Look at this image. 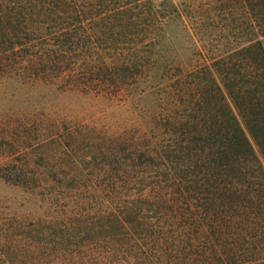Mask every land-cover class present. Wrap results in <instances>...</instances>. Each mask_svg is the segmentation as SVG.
I'll return each mask as SVG.
<instances>
[{
  "label": "trees",
  "instance_id": "1",
  "mask_svg": "<svg viewBox=\"0 0 264 264\" xmlns=\"http://www.w3.org/2000/svg\"><path fill=\"white\" fill-rule=\"evenodd\" d=\"M246 7L247 44L200 62L163 48L171 17L200 24L191 0H0V178L40 203L0 264L264 257V0Z\"/></svg>",
  "mask_w": 264,
  "mask_h": 264
},
{
  "label": "rangeland",
  "instance_id": "2",
  "mask_svg": "<svg viewBox=\"0 0 264 264\" xmlns=\"http://www.w3.org/2000/svg\"><path fill=\"white\" fill-rule=\"evenodd\" d=\"M182 1L184 0H170L176 4ZM191 1L196 6V16L200 18L198 19L200 24L194 26V21L187 17L186 28H183L176 16L171 17L165 27L163 48H171L176 57L180 56L186 61L198 59L202 62L224 53L232 54L238 47L247 44L246 0H225L227 10L221 14L218 12V6L215 8L219 0ZM209 4L210 13L214 18L213 27L208 26L206 6ZM39 206V201L32 195L0 178V230L7 228V223L9 224L7 220L15 215L25 217L37 214ZM4 242L1 240L0 244ZM245 258L248 260L246 264H264V257L259 258L257 253L247 252Z\"/></svg>",
  "mask_w": 264,
  "mask_h": 264
}]
</instances>
